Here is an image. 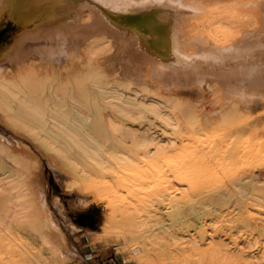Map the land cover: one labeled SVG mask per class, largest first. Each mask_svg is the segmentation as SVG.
<instances>
[{"label": "bare ground", "instance_id": "obj_1", "mask_svg": "<svg viewBox=\"0 0 264 264\" xmlns=\"http://www.w3.org/2000/svg\"><path fill=\"white\" fill-rule=\"evenodd\" d=\"M7 19V142L22 132L59 161L81 201L68 210L103 205L92 239L133 240L139 259L165 237L159 249L264 264V0H0V34ZM29 157L0 155V250L67 264L51 227L64 204L33 193ZM28 221L41 230L24 235Z\"/></svg>", "mask_w": 264, "mask_h": 264}, {"label": "rangeland", "instance_id": "obj_2", "mask_svg": "<svg viewBox=\"0 0 264 264\" xmlns=\"http://www.w3.org/2000/svg\"><path fill=\"white\" fill-rule=\"evenodd\" d=\"M17 25L13 20L7 19L5 32L0 34L2 40H10V35L15 34ZM189 91V89H188ZM190 96L202 97L204 94L199 93L198 89L191 90ZM0 127L7 130V132L0 129V144L5 143L6 148L1 149V156H10L13 152L19 156H31L29 159L38 161L39 165L42 167L41 170L32 169V181L31 189L33 193L37 192L41 199L44 197L48 203L53 201V198L58 197L64 204V212H60L57 208H54V222L51 224L53 234L58 237L62 235L65 239V254L67 264H196L197 256L201 257L206 264H214L212 259H209L207 250L194 252H181L173 250L159 249L158 243L163 242V244L168 243L165 237L152 238L151 243H147V251L144 258L139 259L138 257H133L130 254V246L133 240L125 242L124 240H117L114 236H111L107 241L101 240L97 241L90 237L89 249L85 252L82 247H79L73 241L77 238V231L75 227L72 226V222L78 217L77 211L68 210L70 204L80 203L77 191H69L67 189V181L69 177L64 167L57 162V165H50L48 159L45 157V152H41L36 148L37 143H35L29 136L21 132L22 136H19L15 141H8L11 138L10 132H13L10 126H8L3 119L0 117ZM5 135V139L1 138ZM17 144V145H16ZM264 197V192L261 194ZM238 201V200H237ZM235 202V200H234ZM238 206L236 204H229L226 209L228 211L229 217H233L235 213H238ZM92 218L91 223H94V227L89 229L97 232H102L101 227L105 209L102 204L91 203L88 206ZM257 215L260 217L264 216V209H257ZM21 231L26 236H33L36 232L41 230L38 223L33 221L24 222L19 225ZM174 230H176L174 228ZM259 239L264 242V235L260 234ZM233 245V244H232ZM4 251L0 250V264H27L26 261L18 262L17 260L8 259Z\"/></svg>", "mask_w": 264, "mask_h": 264}, {"label": "crops", "instance_id": "obj_3", "mask_svg": "<svg viewBox=\"0 0 264 264\" xmlns=\"http://www.w3.org/2000/svg\"><path fill=\"white\" fill-rule=\"evenodd\" d=\"M81 215L78 213V217L74 219L72 222V226L75 227V231H77V238H74L73 241L75 244L79 247H82L84 251L86 252L89 248L90 245V231L89 227L81 225L79 222V217Z\"/></svg>", "mask_w": 264, "mask_h": 264}, {"label": "snow or ice", "instance_id": "obj_4", "mask_svg": "<svg viewBox=\"0 0 264 264\" xmlns=\"http://www.w3.org/2000/svg\"><path fill=\"white\" fill-rule=\"evenodd\" d=\"M235 51L234 48L232 47H224L222 49V52L224 53H229V52H233ZM177 55L180 57V59H186V57L182 56L179 52H177ZM76 211L80 214V215H85L87 214V212L89 211L88 208H77Z\"/></svg>", "mask_w": 264, "mask_h": 264}, {"label": "trees", "instance_id": "obj_5", "mask_svg": "<svg viewBox=\"0 0 264 264\" xmlns=\"http://www.w3.org/2000/svg\"><path fill=\"white\" fill-rule=\"evenodd\" d=\"M92 216L90 213H87L85 215H81L79 217V222L81 223V225L83 226H87V227H91L93 228L94 227V223H91L90 220H91Z\"/></svg>", "mask_w": 264, "mask_h": 264}]
</instances>
